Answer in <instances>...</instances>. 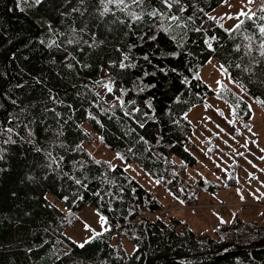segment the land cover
Returning a JSON list of instances; mask_svg holds the SVG:
<instances>
[{
  "label": "trees",
  "instance_id": "16d2710c",
  "mask_svg": "<svg viewBox=\"0 0 264 264\" xmlns=\"http://www.w3.org/2000/svg\"><path fill=\"white\" fill-rule=\"evenodd\" d=\"M227 1L124 0L101 15L100 0H0V264H264V222L237 210L207 233L183 215L240 179L236 159L225 179L198 177L194 139L208 158L219 140L189 112L215 96L246 128L252 113L201 67L215 59L264 109V0L229 28L211 14ZM95 139L153 183L93 155ZM85 206L107 222L76 242L64 229Z\"/></svg>",
  "mask_w": 264,
  "mask_h": 264
},
{
  "label": "rangeland",
  "instance_id": "374dc122",
  "mask_svg": "<svg viewBox=\"0 0 264 264\" xmlns=\"http://www.w3.org/2000/svg\"><path fill=\"white\" fill-rule=\"evenodd\" d=\"M255 1L252 0L249 3V0H228L213 9L211 14L221 20L226 28H229L240 17L239 13ZM250 8L252 6L246 10L250 11ZM199 75L215 90L221 84H226L234 89L249 103L252 113L248 119L249 128H246L241 121L231 117L230 107L215 96L207 98L206 102L194 107L196 110L193 108L194 110L189 112L190 114H205L207 119L204 120V123L200 122L202 126L197 127L198 133L205 137L213 135L214 139L217 137L219 140L215 139L214 141L219 150L208 158L198 144L200 143L198 139H194L196 145L191 146L190 149L199 161L197 164L198 177L225 179L224 166L236 159L240 179L235 196H233L235 190L222 189L216 193L200 191L199 204L192 206V210L186 212V209L181 207L179 212H185L183 215H187L191 227L207 233L221 220L230 221L231 214L237 210L238 215L247 221L264 222V206L260 204V201H264L262 199L264 197V109L261 108L254 95L224 73L215 59H209L201 67ZM103 88V85L98 86L100 90ZM84 145L95 156L119 161V158L97 139L92 143H84ZM227 148L228 151L223 153ZM118 163L124 165L129 173L132 171L134 177L144 186L147 187L148 184L153 183V180L134 164H126L121 160ZM160 190L165 191L163 188ZM159 198L164 203L163 198ZM165 202L167 206L170 205L169 200H165ZM57 203L59 204V202ZM241 203L242 206H240ZM218 204L220 209L214 210L213 206L218 207ZM100 218V215L92 207L85 206L78 212L74 223H70L64 232L70 239L82 242L104 227L105 224H101ZM125 245L127 250L132 247V243L129 241H126Z\"/></svg>",
  "mask_w": 264,
  "mask_h": 264
},
{
  "label": "snow or ice",
  "instance_id": "6c2138e0",
  "mask_svg": "<svg viewBox=\"0 0 264 264\" xmlns=\"http://www.w3.org/2000/svg\"><path fill=\"white\" fill-rule=\"evenodd\" d=\"M40 2H41V0H36V3L39 4ZM82 2H83V0H82ZM100 2H101V4H105L104 12L101 13V15H104V14H106V13L108 12V8H107V6H106L107 4L115 3V4L119 7L121 4L124 3V0H100ZM142 2H143V0H133V3H135V4H139V3H142ZM163 2H164L169 8L172 7V3L170 2V0H163ZM174 2L178 3L179 0H174ZM251 2H252V0H249V3H251ZM261 11H264V3H262V5H261ZM129 15H132L134 19H139V17L135 16V15L132 14V13H129ZM150 15L155 16V15H157V13H156V12H152V13H150ZM239 15H241V16H245V17H247L248 19H252V17H253L255 14H254V13L249 14V13H245V12L241 11V12L239 13ZM171 19L175 20V19H177V18H176L175 16H173V17H171ZM261 19H264V17H261ZM243 23H244V21H241L240 24H237V25H236V28L239 29L240 26H241V24H243ZM259 31H260L261 35L264 36V26H259ZM70 42H71V41H70ZM209 47H211V44H209ZM261 55H264V44L261 45ZM125 59H126V57H125ZM120 67L123 68V67H125V65H124V64H121ZM218 83H219V82H218ZM109 91H111L110 88H109ZM261 103H264V102H261ZM7 131L11 132V129H8ZM77 183H79V181H77ZM156 183L159 184L160 181L157 180ZM180 202L183 203L184 201H180ZM234 215H235V214H234ZM100 220H101V224H102V225H103L104 223L107 222V221H106V218L103 217V216L100 218ZM221 223H224V221L221 220ZM86 227H87V226H86ZM107 230H108V229H105V231H107ZM99 235H101V233H96V236H99ZM87 242H88V241H86L85 243H87ZM79 247L82 248V247H84V245L81 244V245H79Z\"/></svg>",
  "mask_w": 264,
  "mask_h": 264
},
{
  "label": "built area",
  "instance_id": "2783aa9c",
  "mask_svg": "<svg viewBox=\"0 0 264 264\" xmlns=\"http://www.w3.org/2000/svg\"><path fill=\"white\" fill-rule=\"evenodd\" d=\"M173 208H176V209L178 208V205H177V202L176 201L173 204ZM164 212H165V210H160V211L157 212V214L159 216H162V215H164Z\"/></svg>",
  "mask_w": 264,
  "mask_h": 264
},
{
  "label": "bare ground",
  "instance_id": "6f19581e",
  "mask_svg": "<svg viewBox=\"0 0 264 264\" xmlns=\"http://www.w3.org/2000/svg\"><path fill=\"white\" fill-rule=\"evenodd\" d=\"M117 191H118V190H117ZM119 193H120V192H119ZM213 209L218 211V210L220 209V205L218 204V207H215V205H214V206H213Z\"/></svg>",
  "mask_w": 264,
  "mask_h": 264
},
{
  "label": "crops",
  "instance_id": "0c3cea01",
  "mask_svg": "<svg viewBox=\"0 0 264 264\" xmlns=\"http://www.w3.org/2000/svg\"><path fill=\"white\" fill-rule=\"evenodd\" d=\"M190 151H191V149H190ZM192 153V152H191Z\"/></svg>",
  "mask_w": 264,
  "mask_h": 264
}]
</instances>
